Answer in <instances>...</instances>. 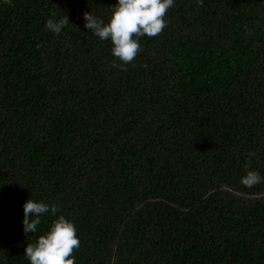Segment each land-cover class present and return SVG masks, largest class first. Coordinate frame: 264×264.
I'll return each mask as SVG.
<instances>
[{
	"label": "trees",
	"instance_id": "trees-1",
	"mask_svg": "<svg viewBox=\"0 0 264 264\" xmlns=\"http://www.w3.org/2000/svg\"><path fill=\"white\" fill-rule=\"evenodd\" d=\"M116 2L0 0V264L59 215L75 264H264V0H174L127 71L84 26Z\"/></svg>",
	"mask_w": 264,
	"mask_h": 264
},
{
	"label": "clouds",
	"instance_id": "clouds-1",
	"mask_svg": "<svg viewBox=\"0 0 264 264\" xmlns=\"http://www.w3.org/2000/svg\"><path fill=\"white\" fill-rule=\"evenodd\" d=\"M197 4L202 6L203 0H197ZM173 6L174 0H117L107 23L92 12H84V26L100 40L111 41L112 54L120 61L119 64L113 61L111 66L127 71L125 65L132 63L142 51L139 39L160 35L167 26L165 16ZM69 23L64 14L58 21L49 19L46 27L60 34ZM255 155V152L248 153L249 157ZM250 164L251 160H248L246 167ZM240 182L252 188L264 183V177L258 171L248 170ZM58 211L56 204L49 206L31 198L26 200L23 204V231L26 234L36 232L44 214L51 212L55 216ZM79 246L80 239L74 223L64 215H59L51 222L45 234L39 235L35 243L26 245L24 255L30 264H75L73 253Z\"/></svg>",
	"mask_w": 264,
	"mask_h": 264
}]
</instances>
